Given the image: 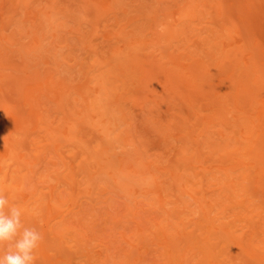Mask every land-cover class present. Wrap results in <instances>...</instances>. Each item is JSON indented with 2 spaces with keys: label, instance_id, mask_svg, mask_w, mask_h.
Segmentation results:
<instances>
[{
  "label": "rangeland",
  "instance_id": "obj_1",
  "mask_svg": "<svg viewBox=\"0 0 264 264\" xmlns=\"http://www.w3.org/2000/svg\"><path fill=\"white\" fill-rule=\"evenodd\" d=\"M263 62L264 0H0V192L35 264H264Z\"/></svg>",
  "mask_w": 264,
  "mask_h": 264
},
{
  "label": "clouds",
  "instance_id": "obj_2",
  "mask_svg": "<svg viewBox=\"0 0 264 264\" xmlns=\"http://www.w3.org/2000/svg\"><path fill=\"white\" fill-rule=\"evenodd\" d=\"M22 210L0 192V264H35L43 235L26 227Z\"/></svg>",
  "mask_w": 264,
  "mask_h": 264
},
{
  "label": "bare ground",
  "instance_id": "obj_3",
  "mask_svg": "<svg viewBox=\"0 0 264 264\" xmlns=\"http://www.w3.org/2000/svg\"><path fill=\"white\" fill-rule=\"evenodd\" d=\"M161 1V0H160ZM81 2H82V0H81ZM204 4V3H203ZM184 6V5H183ZM182 6V7H183ZM204 6V5H203ZM192 7H194V6H192ZM81 8V7H80ZM190 8V7H189ZM195 8V7H194ZM192 9V8H191ZM87 10V9H86ZM189 11H190V9H189ZM97 13V12H96ZM202 14V13H201ZM155 16V15H154ZM47 17V16H46ZM215 18V17H214ZM217 18V17H216ZM191 19V18H190ZM229 19V18H228ZM227 19V20H228ZM196 21V20H195ZM218 22V21H217ZM51 26V25H50ZM221 26V25H220ZM192 29V28H191ZM209 29V28H208ZM246 30V29H245ZM244 30V31H245ZM251 31V30H250ZM189 32V31H188ZM249 33V32H248ZM246 34V33H245ZM133 36V35H132ZM252 36V35H251ZM178 38V37H177ZM189 40V39H188ZM249 40V39H248ZM127 41V40H126ZM243 41V40H242ZM197 42V41H196ZM195 42V43H196ZM208 43V42H207ZM244 44V43H243ZM251 44V46H252V43H250ZM258 44V43H257ZM234 45V44H233ZM90 46V45H89ZM199 46V45H198ZM235 47V46H234ZM259 47V46H258ZM33 48V47H32ZM214 48V47H213ZM248 48V47H247ZM136 49V48H135ZM155 49V48H154ZM204 49V48H203ZM233 48H231V50H232ZM137 50V49H136ZM185 51V50H184ZM117 52V51H116ZM212 52V51H211ZM149 53V52H148ZM229 53V52H228ZM147 54V53H146ZM150 54H152V52L150 53ZM154 54V53H153ZM173 56V55H172ZM201 56V55H200ZM227 56V55H226ZM151 57V56H150ZM154 57V56H153ZM230 57V56H229ZM221 59V58H220ZM222 59H224V58H222ZM238 59V58H237ZM154 60V59H153ZM225 60V59H224ZM252 60V59H251ZM134 61V60H133ZM231 61V60H230ZM250 62V61H249ZM124 63V62H123ZM140 63H142V62H140ZM191 63V62H190ZM193 63V62H192ZM235 63H236V61H235ZM264 63V62H263ZM195 64V63H194ZM211 64V63H210ZM232 64V63H231ZM94 65V64H93ZM191 65V64H190ZM221 65H223V64H221ZM235 65V64H234ZM237 65V64H236ZM146 66V65H145ZM230 66V65H229ZM249 66V65H248ZM220 67V66H219ZM251 67V66H250ZM121 68V67H120ZM119 68V69H120ZM145 68V67H144ZM191 68H193V67H191ZM203 68V67H202ZM207 68V67H206ZM240 68V67H239ZM248 68V67H247ZM263 68V67H262ZM157 69V68H156ZM175 69V68H174ZM199 69V68H198ZM234 69V68H233ZM123 70V69H122ZM127 70V69H126ZM176 70V69H175ZM193 70H194V68H193ZM197 70V69H196ZM199 70H201V69H199ZM235 70V69H234ZM238 70V69H237ZM256 70V69H255ZM141 71V70H140ZM191 71V70H190ZM206 71V70H205ZM222 71V70H221ZM227 71V70H226ZM232 71V70H231ZM247 71H249V70H247ZM127 72V71H126ZM193 72V71H192ZM214 72V71H213ZM148 73V72H147ZM195 72H193V74H194ZM203 73V72H202ZM201 73V74H202ZM229 73V72H228ZM237 73V72H236ZM260 73V72H259ZM139 75V74H138ZM146 77H147V75H146ZM193 77H194V75H193ZM201 77H202V75H201ZM260 77H261V75H260ZM262 77H263V75H262ZM28 78V77H27ZM100 78V77H99ZM139 78V77H138ZM150 78V77H149ZM196 78V77H195ZM195 78H194V80H195ZM200 78V77H199ZM259 78V77H258ZM97 79V78H96ZM201 79H203V78H201ZM207 79V78H206ZM145 80V79H144ZM154 80V79H153ZM168 80V79H167ZM211 80V79H210ZM233 80V79H232ZM262 80H264V78L262 79ZM104 81V80H103ZM138 81V80H137ZM151 81V80H150ZM196 81V80H195ZM169 82V81H168ZM206 82V81H205ZM226 82V81H225ZM232 82V81H231ZM256 82V81H255ZM255 82H253V84L255 83ZM264 82V81H263ZM146 83V82H145ZM185 83V82H184ZM222 83H223V81H222ZM236 83V82H235ZM147 84H148V82H147ZM146 84V85H147ZM169 84V83H168ZM189 84V83H188ZM227 84V82L225 83V85ZM241 84V83H240ZM242 84H244V82H242ZM248 84V83H247ZM106 85V84H105ZM171 85V84H170ZM223 85V84H222ZM250 85H251V83H250ZM112 86V85H111ZM140 86V85H139ZM141 86H143V85H141ZM145 86V85H144ZM148 86H150V85H148ZM172 86V85H171ZM236 86V85H235ZM235 86H233V87H235ZM242 86V85H241ZM244 86V85H243ZM257 86V85H256ZM263 86V85H262ZM147 87V86H146ZM166 87V86H165ZM174 87V86H173ZM172 87V88H173ZM253 87V86H252ZM260 87V86H259ZM115 88V87H114ZM126 88V87H125ZM141 88V87H140ZM149 88V87H148ZM159 88V87H158ZM172 88H170V89H172ZM209 88H210V86H209ZM232 88V87H231ZM253 88H255V86L253 87ZM262 88V87H261ZM146 89V88H145ZM225 89V88H224ZM150 90V89H149ZM213 90H215V89H213ZM103 91V90H102ZM109 91V90H108ZM148 91V90H147ZM177 91V90H176ZM155 92V91H154ZM173 92V91H172ZM179 92H181V91H179ZM210 92V91H209ZM262 92V91H261ZM112 93H113V91H112ZM151 93V92H150ZM235 93V92H234ZM243 93V92H242ZM259 93V92H258ZM155 94V93H154ZM183 94V93H182ZM240 94V93H239ZM248 94V93H247ZM251 94V93H250ZM120 95H121V93H120ZM196 95V94H195ZM249 95V94H248ZM262 95V94H261ZM260 95V96H261ZM128 96V95H127ZM163 96V95H162ZM66 97V96H65ZM107 97V96H106ZM105 97V98H106ZM124 97V96H123ZM137 97V96H136ZM196 97V96H195ZM110 98V97H109ZM113 98V97H112ZM222 98V97H221ZM242 98H244V97H242ZM258 98V97H257ZM93 99V98H92ZM119 99V98H118ZM129 99V98H128ZM207 99V98H206ZM238 99V98H237ZM247 99V98H246ZM250 99H251V97H250ZM107 100V99H106ZM181 100V99H180ZM239 100V99H238ZM243 100V99H242ZM113 101V100H112ZM147 101V100H146ZM230 101H232V100H230ZM254 101V100H253ZM40 102V101H39ZM143 102V101H142ZM155 102V101H154ZM222 102H223V100H222ZM237 102V101H236ZM243 102V101H242ZM99 103V102H98ZM145 103V102H144ZM226 103V102H225ZM239 103V102H238ZM198 105V104H197ZM238 105H241V103L240 104H237V106ZM255 105V104H254ZM102 106V105H101ZM221 106V105H220ZM188 107V106H187ZM218 108V107H217ZM248 108H249V106H248ZM255 108V107H254ZM221 109V108H220ZM250 109V108H249ZM195 110V109H194ZM216 110V109H215ZM154 111V110H153ZM221 112V111H220ZM100 114V113H99ZM213 114V113H212ZM223 114V113H222ZM221 114V115H222ZM226 114V113H225ZM250 114V113H249ZM191 115V114H190ZM224 115V114H223ZM216 116V115H215ZM218 117V116H217ZM219 117H221V116H219ZM218 117V118H219ZM224 117V116H223ZM192 118H194V117H192ZM245 118V117H244ZM247 118V117H246ZM253 118V117H252ZM206 119H208V118H206ZM211 119H213V117L211 118ZM215 119V118H214ZM154 120V119H153ZM214 121V120H213ZM218 121H220L221 122V119L220 120H218ZM225 121H228V120H226L225 119ZM255 121H256V119H255ZM242 122V121H241ZM77 123V122H76ZM75 123V124H76ZM87 123V122H86ZM206 123V122H205ZM214 123V122H213ZM217 123V122H216ZM228 123V122H227ZM196 124V123H195ZM175 125V124H174ZM193 125V124H192ZM98 126V125H97ZM181 127V126H180ZM252 127V126H251ZM223 128V127H222ZM235 128V127H234ZM243 128V127H242ZM204 129V128H203ZM161 131V130H160ZM4 132V131H3ZM235 132V131H234ZM245 132H248L247 130L245 131ZM69 133V132H68ZM205 133H207V132H205ZM216 133V132H215ZM231 134V133H230ZM256 135V134H255ZM69 136V135H68ZM252 136V135H251ZM103 137H105V136H103ZM259 137V136H258ZM8 138V137H7ZM103 141V140H102ZM10 142V141H9ZM237 142V141H236ZM257 142V141H256ZM199 143V142H198ZM214 143V142H213ZM246 143V142H245ZM255 143V142H254ZM259 143H260V141H259ZM238 144V143H237ZM261 146V145H260ZM103 147V146H102ZM235 147H238V146H235ZM262 147V146H261ZM260 147V148H261ZM264 147V146H263ZM206 148H208V147H206ZM253 148V147H252ZM260 148H258V149H255L256 151L257 150H259ZM229 150V149H228ZM141 151V150H140ZM200 151H201V149H200ZM136 152V151H135ZM210 152V151H209ZM235 152V151H234ZM249 152H251V150H249ZM248 152V153H249ZM201 153V152H200ZM245 153V152H244ZM254 153V152H253ZM136 155H137V153H135ZM142 154V153H141ZM210 154V153H209ZM255 154V153H254ZM257 154V153H256ZM255 154V155H256ZM202 155V154H201ZM220 155V154H219ZM226 155V154H225ZM215 156V155H214ZM213 156V157H214ZM231 156V155H230ZM233 156H234V154H233ZM247 156H248V154H247ZM252 156V155H251ZM250 156V157H251ZM103 157H105V156H103ZM139 157V156H138ZM222 157V156H221ZM232 157V156H231ZM253 157H254V155H253ZM256 157V156H255ZM102 158V157H101ZM188 159H190V158H188ZM192 159V158H191ZM248 159H249V157H248ZM245 160V159H244ZM247 160V159H246ZM258 160H259V158H258ZM190 161V160H189ZM260 161V160H259ZM128 162H129V160H128ZM135 162V161H134ZM216 162V161H215ZM257 162V161H256ZM255 162V163H256ZM221 163H224L223 161L221 162ZM250 163V162H249ZM258 163V162H257ZM260 163V162H259ZM142 164V163H141ZM215 164V163H214ZM227 165H228V163H226ZM232 164V163H231ZM253 165V164H252ZM255 165V164H254ZM258 165H261V164H258ZM264 165V164H263ZM218 166V165H217ZM122 167H123V165H122ZM264 167V166H263ZM144 168V167H143ZM243 168V167H242ZM261 168H262V166H261ZM122 169V168H121ZM137 169V168H136ZM259 170V169H258ZM119 171H122V170H119ZM205 171V170H204ZM144 173V172H143ZM210 173V172H209ZM231 174H232V172H230ZM208 173H206V175H207ZM213 174V173H212ZM241 174H242V172H241ZM261 174V173H260ZM209 175H211V174H209ZM263 175V174H262ZM154 176V175H153ZM185 176V175H184ZM221 176V175H220ZM264 176V175H263ZM217 178V177H216ZM231 178V177H230ZM229 180V179H228ZM241 180V179H240ZM188 181V180H187ZM174 182V181H173ZM179 182H181V181H179ZM239 183V182H238ZM130 184V183H129ZM180 184V183H179ZM184 184V183H183ZM242 184V183H241ZM132 185V184H131ZM177 186V185H176ZM132 187V186H131ZM176 188V187H175ZM223 188V187H222ZM226 188V187H225ZM229 188V187H228ZM244 189H245V187H244ZM243 190V189H242ZM175 191H176V189H175ZM178 191H179V189H178ZM177 191V192H178ZM243 192V191H242ZM231 194V193H230ZM185 195V194H184ZM180 196H181V194H180ZM193 196V195H192ZM235 196V195H234ZM238 196V195H237ZM176 197H177V195H176ZM186 197V196H185ZM230 198V197H229ZM244 198V197H243ZM246 198V197H245ZM212 200V199H211ZM173 202V201H172ZM205 202V201H204ZM220 202V201H219ZM241 202V201H240ZM242 204V203H241ZM164 205V204H163ZM187 206V205H186ZM205 206V205H204ZM219 206V205H218ZM180 207V206H179ZM180 210V209H179ZM180 212V211H179ZM183 212V211H182ZM202 213V212H201ZM171 214V213H170ZM173 215V214H172ZM171 215V216H172ZM208 215V214H207ZM175 216V218H176V215H174ZM240 216V215H239ZM173 217V216H172ZM178 217V216H177ZM180 217V216H179ZM182 217V216H181ZM233 217V216H232ZM170 218V217H169ZM179 219V218H178ZM244 219V218H243ZM170 220V219H169ZM177 220V219H176ZM208 220V219H207ZM119 221V220H118ZM165 221V220H164ZM210 222V221H209ZM212 224H213V222H212ZM223 225V224H222ZM180 226V225H179ZM199 227V226H198ZM203 228V227H202ZM177 229V228H176ZM179 229V228H178ZM145 230V229H144ZM169 230H171V229H169ZM198 230H199V228H198ZM195 231V230H194ZM205 231V230H204ZM190 235V234H189ZM201 235V234H200ZM224 235V234H223ZM170 238V237H169ZM231 238V237H230ZM244 238V237H243ZM220 240V239H219ZM176 241V240H175ZM170 242V241H169ZM251 243V242H250ZM169 246V245H168ZM176 246V245H175ZM219 246V245H218ZM188 247V246H187ZM191 247V246H190ZM174 249H176V248H174ZM205 249V248H204ZM131 250V249H130ZM178 251H180L179 249H177ZM132 251V250H131ZM172 251V250H171ZM182 251V250H181ZM166 252V251H165ZM175 252V251H174ZM186 253H188V252H186ZM132 254V253H131ZM180 255V254H179ZM207 255H209V254H207ZM202 261H205V260H202ZM123 263V262H122ZM185 263V262H184Z\"/></svg>",
  "mask_w": 264,
  "mask_h": 264
}]
</instances>
